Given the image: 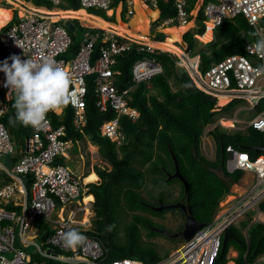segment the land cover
<instances>
[{"label": "built area", "instance_id": "2783aa9c", "mask_svg": "<svg viewBox=\"0 0 264 264\" xmlns=\"http://www.w3.org/2000/svg\"><path fill=\"white\" fill-rule=\"evenodd\" d=\"M47 1L52 8L44 9L25 0H9L14 8L16 21L0 31V62L13 54L37 62L45 56L53 57L58 67L70 73L68 105L72 110V123L79 131H82L85 124V98L90 81L98 110L104 112L110 107L115 113L113 118L100 125V135L120 146L125 141L120 130V118L125 116L135 122L140 116L139 111L128 104L127 94L135 84L148 83L163 73L162 64L154 57L161 53L170 55L178 68L187 70L196 88L215 97L217 106L220 98L227 100L225 104L240 99L247 103L249 109L254 110L258 101L264 98V74L254 72L258 65H264V56L255 52L254 48L248 50L256 41L245 45V54L228 55L201 73L198 70L199 54L193 55V51L186 50L184 44L180 53L163 50L154 43H162L165 37L123 33L114 26L112 28L116 23L93 14L99 11L106 15L113 0H78L79 10L60 9L59 6L64 0ZM160 1L168 0H141L152 8ZM169 1L172 2L174 14L158 19L157 30L171 26L185 27L192 22L184 32L191 31L196 27L195 22L201 12L202 32L193 33V38L203 45L214 40L215 29L224 19L240 15L254 29L258 39L264 36V26L261 24L264 19V0H211L203 2L196 17L189 11V0ZM132 2L133 0L127 1L129 15L133 12ZM80 11L97 17L110 26L92 27V31L80 40L78 51L69 55L68 51L75 40L60 22L64 19L80 20L71 16V13ZM81 23L88 26L83 21ZM207 36L209 38L204 39ZM98 41V56L91 63L92 51ZM132 48L145 55L133 63L132 83L120 93L115 86L119 72L114 70V66L117 57ZM4 82L5 74L0 72V264H234L232 254L225 255V261L221 260L224 230L237 225L248 214H252V223H264V212L259 208V203L264 199V155L251 158L246 152L228 146L227 172L240 170L251 173L253 177L243 193L234 197L225 196L211 222L197 230L167 258L155 263L131 258L109 259L101 242L87 233L92 230L94 200L85 203V195L82 194L87 192V184L91 182H85L84 176H75L65 166L70 160L73 148L79 149L82 141L64 139V125L53 127L51 119L46 117L47 123L44 127L29 126L25 146L20 151L22 154L12 168L7 169L1 164L2 157L15 152V143L1 121L6 112V102L15 97L4 86ZM50 112L61 115L63 107ZM221 120L218 119L213 127L223 126ZM233 122L239 123L235 118ZM247 127L263 131L264 111L256 113L247 122ZM202 138L203 152L210 157L205 149V133ZM96 141L88 138L84 140L92 163L98 157ZM210 152L213 151L210 149ZM58 159H62L63 163L57 162ZM28 175L32 181L26 186L23 177ZM5 177L10 180L5 182ZM75 205L76 208H71ZM37 219H41L50 231L41 239L44 250L33 242L40 234ZM35 224L37 229L34 228ZM73 228L80 231L86 240L81 246L70 249L64 246L61 234ZM243 234L247 236V228ZM20 245H24L25 249L29 248V251H24Z\"/></svg>", "mask_w": 264, "mask_h": 264}, {"label": "trees", "instance_id": "16d2710c", "mask_svg": "<svg viewBox=\"0 0 264 264\" xmlns=\"http://www.w3.org/2000/svg\"><path fill=\"white\" fill-rule=\"evenodd\" d=\"M208 1L211 0L204 2ZM35 2L38 5L48 6L46 1L35 0ZM75 6L70 3L63 5V7L78 9ZM193 8L191 13L195 16L196 8L195 6ZM160 10L161 18L174 14L172 2L169 4L160 2ZM71 16L88 23L91 27L110 26L97 17L86 15L83 11L71 13ZM15 21L16 17L2 30L7 29ZM261 24L264 26V19ZM133 25L134 31H139L137 26ZM113 26L123 33L133 32L127 30L122 23H116L112 25V28ZM189 27L190 25L168 28L165 31L168 34L166 39L172 38L181 46L183 41L186 50H192L193 55L199 54L198 70L201 73L228 55L245 54V45L258 39L254 29L242 15L224 19L215 29L214 40L205 45L193 38V33L202 32L201 12L197 18L196 27L183 33ZM79 42L80 40L73 41L68 51L69 55L78 51ZM99 46L98 41L92 51L91 63H94L98 56ZM144 55L132 48L117 57L114 70L119 74L116 76L115 86L120 93L132 83L133 63ZM154 57L162 64L164 71L148 83L135 84L128 92V104L137 109L140 116L135 122L125 116L120 118V130L125 136V141L120 146H116L115 143L100 135V125L113 118L115 113L110 107L104 112L98 110L95 106L93 86L90 81H88V92L85 98V124L82 131L75 129L72 123V110L68 103L64 106L62 115L52 112L47 114L53 127L64 125L66 131L64 139L74 142L84 141L85 137L97 140L98 156L105 164L93 168L99 181L87 184L85 195L94 197L92 203L94 227L87 233L101 242L108 252L109 259L131 258L145 263H155L162 259L155 257L140 245V229L150 227V225L153 227L145 214L159 216L168 211V209H163L156 212L147 206H158L159 202L166 204L164 200L170 195L165 191H161L157 196L152 195L149 190L145 189L147 182L154 188H164L177 183L181 188L180 199H177V202H185L184 187L181 181L177 178H168L175 171L174 158L180 174L190 185L186 203L190 206L194 218L207 224L217 212L220 201L230 193L232 185L239 183L244 174V171L240 170L233 173L227 172L226 148L231 146L235 150L248 153L251 158L264 155L263 152L255 149L257 146L264 145V130L259 131L248 127L241 132L216 126L206 132L214 142L213 158H205L202 152V136L206 127L214 123L219 114L225 116L230 114L243 100L234 99L225 104L227 100L220 98L218 104L225 105L218 107L217 99L197 89L188 72L183 68H178L170 55L161 53ZM171 78L178 86L176 90L171 87ZM14 100L15 97L6 102L7 109L1 121L10 136L16 140L23 134L28 135L29 126L18 121L10 122V118L14 119L15 116V109L12 107ZM254 111L256 113L264 111V98L258 101ZM17 158L14 157L12 162H15ZM57 162L63 163V160L58 159ZM88 174L89 172L84 177ZM9 180L5 178V182ZM23 180L26 186H29L32 178L28 175L24 176ZM144 191L150 199L156 202L152 203L144 197ZM259 208L264 212V199L259 203ZM178 210L185 220V214L180 209ZM129 212L131 220L124 225L120 234V216L128 215ZM250 220V216L247 215L237 225L232 226L239 242L232 239L227 240L222 261H225L224 256L230 246L237 251V257L233 260L234 264H256L264 256V223L251 224ZM37 223L41 226L39 238L44 239L50 231L41 219H37ZM109 225H115V227L108 231ZM182 228L183 226L180 230ZM246 228L247 236L243 234Z\"/></svg>", "mask_w": 264, "mask_h": 264}, {"label": "clouds", "instance_id": "9594fccd", "mask_svg": "<svg viewBox=\"0 0 264 264\" xmlns=\"http://www.w3.org/2000/svg\"><path fill=\"white\" fill-rule=\"evenodd\" d=\"M45 1L48 4V6L46 5L42 6L38 4L37 5L34 4V5L44 9L52 8V6L48 3V1L47 0ZM79 9L80 7L78 9L72 8V10H79ZM62 10H68V9H62ZM93 14L102 18L106 17L105 14L99 12ZM14 17H16V15L13 12V15L11 16L10 20L0 28V31H2V29L6 25H8ZM70 24L74 27L72 23ZM65 27L67 28L66 24ZM67 29L70 31L69 28ZM252 48H254L255 52L264 56V36H261L259 39H257L254 45H250L248 50ZM9 60L11 61V63H9ZM0 72H3L5 74L4 86L9 88V92L15 94V100L12 105V107L15 109V116L14 119L10 118V122L18 121L25 126H32L33 128H42L47 123V119H46L47 114L50 111H54L65 106L69 101L70 98L69 87L71 83L70 73L58 67L56 60L51 56H45L42 58L41 61L37 62L28 58L22 59L21 56L13 54L10 57L3 60L2 62H0ZM254 72L256 74H264V65H258L254 69ZM212 128H207V130L204 131L206 137L208 136L206 132ZM209 142L210 141L208 140V143ZM202 152H203V144H202ZM213 155H214V151L211 154H209L210 157ZM204 156L207 157L205 154ZM210 157L207 158L211 159ZM90 172H94V170L92 169V171H89V173ZM98 181L99 178L96 182ZM96 182H91V183H96ZM85 196H89V195H85ZM114 227L115 225H109L108 231H111ZM40 232H41V226H40ZM61 240L65 247L70 249H75L81 246L85 242L86 237L80 231L73 228L63 232L61 234Z\"/></svg>", "mask_w": 264, "mask_h": 264}, {"label": "rangeland", "instance_id": "374dc122", "mask_svg": "<svg viewBox=\"0 0 264 264\" xmlns=\"http://www.w3.org/2000/svg\"><path fill=\"white\" fill-rule=\"evenodd\" d=\"M4 1H6L7 4ZM4 1L0 2V7L11 8L9 0H4ZM27 1L32 3V4L37 3V2H35V0H27ZM40 1H44V0H40ZM71 1L73 2V4L76 5L75 7H77V8L80 7L78 4V0H71ZM4 8H2V9H4ZM60 8L61 9H68L69 7L60 6ZM95 12H99V11H95ZM99 16H101V15H99ZM67 22H70L75 26V29L70 30L69 33L74 38V40L76 42H78L79 40L84 38L86 36V33H89L93 29L92 27H88V26H85L84 24H82L80 20H74V19H70V20L64 19L61 21L60 24L65 27V24ZM195 23H197V22H195ZM176 46L179 49L174 48L170 51H174V52L178 53L180 51L181 45L178 42H176ZM180 69H182V68H180ZM170 84H171V87L173 90L177 89L178 86L176 85V82L173 78L170 79ZM236 112H238L236 115V118L239 121H241L242 123H236L234 125H236L239 128H243V126H245L246 123L252 117H254V115L256 114V112L254 110L249 109V107L245 101H242L239 105H237V108L235 110H233L232 112H230V114H228L226 117L233 119L234 114ZM217 119H218V117L215 118L216 121H217ZM226 123L227 124L231 123V120H228ZM212 127H213V125L211 124V125L207 126L205 130H207V128H212ZM218 127H221L222 129H226V130H234V131L244 132V129L235 130L234 128H229V127L224 126V124H223V126L219 125ZM26 137H27L26 134H23L20 138H17L16 140L11 137L15 143V145H14L15 152H14V154H10V155H7V156H4L1 158V164L5 168H7V169L12 168L13 163H14V162H12V160L14 157L19 156V154H20L19 152L24 148L25 143H26ZM208 140L211 142L210 144L208 143ZM204 143H205L206 152L208 154L209 153L211 154L210 149L212 151H215L214 142L211 140V138L209 136H207L205 138ZM79 147H80V153L83 157H81L80 155H77L76 157H70V160L67 163H65V166H67L69 168V170L75 176L82 177L85 174H87L89 171H92L93 166H101V165L105 164L102 160H100L99 156L96 157V159H94L95 161H93V163H92L91 155H90L88 150L86 151V143L82 142ZM145 189L149 190L150 193L154 196H157V194H159L161 191H165L166 193L170 194L169 196H166L167 199L164 200L166 202V204L177 203V199H180L181 188L177 183L167 185L164 188H154L150 185L149 182H147ZM85 194H86V192L83 193L82 195H85ZM143 196L146 197L148 200H150L152 203L156 202L155 200L150 199L148 197V195L145 193V191L143 192ZM228 199H230V198H228ZM155 207H158V206H155ZM71 208H76V205L72 206ZM87 212L88 211H86V214H87ZM145 215H147V217L151 221V224L153 225V227L151 225H150V227H141V229H140V233H141L140 245L143 247V249H147L149 252H151L155 257L162 258V259L167 258L178 246H180L182 244L181 242L185 241L184 239L181 240L182 238L170 237L166 234V232L170 233V234L179 233L180 228L184 225V222H185L184 218L182 217V214L179 212L178 209H175V208L172 209L171 208L159 216H155V215H151V214H145ZM248 215L251 218L250 223L252 224V217H251L252 214H248ZM130 216H131L130 212L128 215L123 214L120 216V219H119V233L120 234L122 233V229H123L124 225L126 223L130 222V220H131ZM52 217L55 218V215H52ZM91 223H92V227H94L93 216H92V222ZM34 228L37 229L36 224L34 225ZM15 232L17 233V231H15ZM16 242H18V239L16 240ZM33 242L36 244H39L41 246V248L44 250V247H43V244H42V241L40 238H36ZM20 248L24 249V251H26V252L29 251V248L25 249L24 245H20ZM233 250H235L234 247L230 246L225 255H230ZM261 259H263V261H258L256 264H264V256L261 257Z\"/></svg>", "mask_w": 264, "mask_h": 264}, {"label": "crops", "instance_id": "0c3cea01", "mask_svg": "<svg viewBox=\"0 0 264 264\" xmlns=\"http://www.w3.org/2000/svg\"><path fill=\"white\" fill-rule=\"evenodd\" d=\"M45 1V0H44ZM127 1L128 0H113V3H112V6L110 8V10L107 12V16H106V19L107 20H110L114 23H122L125 25L126 28H128L129 30H132L133 32H130V31H125V33H132V35L134 33H140L141 35H150V36H157V37H165L167 38L168 37V34L165 32L168 28H165L163 30H157L156 29V23H157V20L161 18V10H160V2H163L165 4H169L171 2L168 1H160L156 7L152 8V7H149V6H146L144 3L141 2V0H133V5H132V14L129 15L128 13V9H129V6L127 5ZM191 1V4H189V11L191 12L192 9H194L193 7L195 6L196 8V13H197V10L203 5V2L205 0H190ZM189 1V2H190ZM43 2V1H41ZM194 2L196 3L194 5ZM68 3L72 4L73 5V2L71 0H64L63 5H68ZM44 4H42L43 6ZM4 7H0V11H3V12H8L9 13V19L8 21L10 20L11 18V13L13 14V11L11 8H4ZM71 8V7H69ZM68 8V9H69ZM74 8V7H72ZM71 8V9H72ZM14 9V8H13ZM75 9V8H74ZM75 14V13H74ZM155 16H154V15ZM192 14V13H191ZM196 15V14H195ZM197 16V15H196ZM195 16V17H196ZM143 20V21H142ZM146 22H145V21ZM7 21V22H8ZM142 21V22H140ZM6 22V23H7ZM5 23V24H6ZM4 24V25H5ZM88 25V23H85ZM137 26L138 30L139 31H134V25ZM142 24V25H141ZM192 25V22L191 24ZM89 26V25H88ZM196 26V25H195ZM106 28V26H104ZM175 27V26H174ZM1 28V27H0ZM169 28H173V26L169 27ZM222 105H218V107H221ZM64 108V106H63ZM235 112V111H234ZM238 112H236L234 114V118H236V115H237ZM233 119L231 118H228L226 117L224 114H219L218 116V119H229V120H232L231 123H228L227 125L230 126L229 128H234L235 130H237L239 127H237L236 125H234L235 123L233 122ZM253 118V117H252ZM238 120V119H237ZM239 121V120H238ZM239 123H242L241 121H239ZM214 124V123H213ZM212 124V125H213ZM211 125V124H210ZM234 126V127H233ZM246 127H247V123L245 126H243L242 129H244V131L246 130ZM248 128V127H247ZM83 143H85L84 141H82ZM81 142V143H82ZM80 143V144H81ZM211 143V142H210ZM77 155H80L81 157H83L80 153V148L78 149L77 147L73 148L72 152H71V155L70 157H76ZM18 156H16L17 158ZM213 156H211L212 158ZM89 175V174H88ZM87 175V176H88ZM2 175H0V178ZM97 176V175H96ZM6 178V177H5ZM252 174L251 173H245L243 174V177L241 178V180L239 181L238 184H234L232 185L231 189H230V193H229V197H234L235 195L237 194H241L245 191L246 187L252 182ZM1 184V182H0ZM93 198L92 195H89ZM86 197V196H85ZM93 200V199H92ZM232 255H234V258H235V254H236V257H237V251L236 250H233ZM261 259V258H260ZM259 259V261H260ZM261 261H263V259H261ZM234 263V261H233Z\"/></svg>", "mask_w": 264, "mask_h": 264}, {"label": "water", "instance_id": "95a60500", "mask_svg": "<svg viewBox=\"0 0 264 264\" xmlns=\"http://www.w3.org/2000/svg\"><path fill=\"white\" fill-rule=\"evenodd\" d=\"M67 28L70 30H74V27L70 23H66ZM257 151L263 152L264 153V145L262 146H257L255 148ZM174 163H175V171L172 175H169L168 178H177L181 181L184 187V194H185V202H177V203H171V204H162L160 203L158 207H152V209L156 212H159L163 209H171V208H178L180 209L184 214H185V222H184V227L179 233L175 234H166L170 237H180L184 240L190 239L194 233L203 228L205 226V223L197 221L194 216L192 215V211L190 206L186 203V199L188 198L189 190H190V185L189 183L182 177L180 174L178 164L176 162V159L174 158ZM228 239L235 240L236 242H239V239L235 236L232 228H226L224 230L223 234V239H222V250H224L226 242Z\"/></svg>", "mask_w": 264, "mask_h": 264}, {"label": "bare ground", "instance_id": "6f19581e", "mask_svg": "<svg viewBox=\"0 0 264 264\" xmlns=\"http://www.w3.org/2000/svg\"><path fill=\"white\" fill-rule=\"evenodd\" d=\"M12 11H13V8L11 7ZM154 15V14H153ZM9 19V13L8 12H3V11H0V27H2ZM209 38V36L205 37L204 39H207ZM156 46L160 47L161 49L163 50H172L174 48L176 49H179L177 48L176 46V41L168 38L166 40H164L162 43H154ZM180 53V51L178 52ZM252 119V118H251ZM229 119H222L221 122H222V125L224 124V126L226 127H230L227 125V121ZM232 122V120H231ZM217 131V130H216ZM223 132V131H222ZM262 146V145H261ZM206 158V157H205ZM225 164V163H224ZM244 173V172H243ZM85 182H96L98 180V177L96 176V174L94 172H90L88 176L85 177ZM181 184V183H180ZM92 197L91 196H86L84 198V202L87 203L88 201H92ZM184 201V200H183ZM88 211V209L86 210ZM89 213V211L87 212V214ZM152 213V212H151ZM184 216V215H183Z\"/></svg>", "mask_w": 264, "mask_h": 264}, {"label": "flooded vegetation", "instance_id": "af4514ba", "mask_svg": "<svg viewBox=\"0 0 264 264\" xmlns=\"http://www.w3.org/2000/svg\"><path fill=\"white\" fill-rule=\"evenodd\" d=\"M159 204H160V202H159ZM147 206L150 207L151 209H152V207H155V206H152V205H147ZM158 206H159V205H158ZM183 227H184V225H183ZM182 229H183V228H182ZM182 229H181V230H182ZM181 230H180V231H181ZM180 231H179V232H180Z\"/></svg>", "mask_w": 264, "mask_h": 264}]
</instances>
